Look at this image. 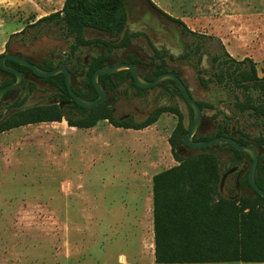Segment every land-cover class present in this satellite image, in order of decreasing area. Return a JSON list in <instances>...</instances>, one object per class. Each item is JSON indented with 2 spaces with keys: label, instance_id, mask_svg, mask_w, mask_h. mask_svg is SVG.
Instances as JSON below:
<instances>
[{
  "label": "rangeland",
  "instance_id": "374dc122",
  "mask_svg": "<svg viewBox=\"0 0 264 264\" xmlns=\"http://www.w3.org/2000/svg\"><path fill=\"white\" fill-rule=\"evenodd\" d=\"M152 1L172 17L182 16L188 22L191 15H207L199 20L212 26V39H205L203 50L182 59L194 36L183 34L178 24L146 0H125L126 29L133 32L142 24L150 26L155 31L151 39L174 58L170 64L178 69L193 98L209 104L202 113L210 126L200 133H210L213 123L224 119L235 136L241 130L250 143L264 138V118L235 108L229 90L215 84L201 86L195 68L198 56L201 67L208 70L214 64L212 56L225 50L235 60L254 62L258 76L263 77L264 0ZM63 2L0 0V54L7 48L27 55L65 54L71 39L61 35L55 24L39 22L60 11ZM135 41L145 55L153 53L144 36ZM78 53L83 57L86 52ZM166 87L151 88L145 99L130 100L137 114L134 120H141L157 105H178L187 126L186 102L172 84ZM129 109L119 105L116 114ZM177 120L166 112L140 130L107 121L90 130L77 129L61 120L0 133V264H158L154 261L152 177L178 164L168 141ZM229 154L227 150L218 153L221 173L230 166ZM234 179L235 174L226 176L221 195L235 194Z\"/></svg>",
  "mask_w": 264,
  "mask_h": 264
},
{
  "label": "trees",
  "instance_id": "16d2710c",
  "mask_svg": "<svg viewBox=\"0 0 264 264\" xmlns=\"http://www.w3.org/2000/svg\"><path fill=\"white\" fill-rule=\"evenodd\" d=\"M146 1L152 8L175 21L183 32L194 34L182 20L170 16L152 0ZM47 20L58 23L67 35L73 37L74 50L79 45L92 42L82 33L86 27L123 34L126 27L125 0H64L60 11L40 18L39 22ZM98 41L102 46L107 44L104 40ZM129 41V33L125 31L117 46H124ZM98 58L103 65L106 53L100 54ZM213 61L217 62L211 73L214 84L233 93L234 107L239 111H248L252 116L264 118V76H258L254 62L248 58L235 60L225 50L215 55ZM4 74L9 73L5 71ZM108 75L102 74L100 80ZM88 83L92 85L90 74ZM176 90L180 94L177 88ZM200 105L203 106L202 103ZM163 112H172L180 117L168 139L178 164L163 169L152 177L155 263H264V198L251 187L247 173L241 177L240 186L249 188L250 193L229 198L219 191L222 173L218 153L222 150L230 152V166L227 169L241 166L246 159L250 163L251 158L247 153L236 150L230 144L221 143L202 147L192 155L182 156L178 148L182 146L187 128L182 124L181 111L176 106H160L145 122L126 124L116 121L106 105L100 104L97 114L78 121L67 118V121L71 126L86 128L93 126L98 119L108 118L116 127L141 129L155 122ZM61 119L62 114L49 110H18L0 119V133L22 125ZM238 131L240 136L235 137L228 121L217 122L213 133L199 135L197 139L225 135L233 137L239 143H248L243 138L245 134ZM255 140L260 143L259 138ZM262 150L264 154V146ZM255 182L264 190V155L258 158Z\"/></svg>",
  "mask_w": 264,
  "mask_h": 264
},
{
  "label": "flooded vegetation",
  "instance_id": "af4514ba",
  "mask_svg": "<svg viewBox=\"0 0 264 264\" xmlns=\"http://www.w3.org/2000/svg\"><path fill=\"white\" fill-rule=\"evenodd\" d=\"M161 15L164 16L166 19L176 23L175 21L166 17L165 15L163 14ZM127 21H128V14L126 10V26H127ZM40 23L55 24L58 27L61 35H63L67 39L70 38L71 41L69 43L68 50L66 51L65 54H63L64 52H62L61 54L53 55L50 54L49 52L46 53L44 52L35 55H27L25 53H22L21 50L17 48H7L5 52L0 54L1 56L7 53L12 56L18 57L22 60L27 61L28 63H30V65L40 69L41 71L59 70L51 75H42L39 74L31 66L25 65L11 58H6L4 60L5 65L20 72L22 77L18 86L6 90L1 96L0 119L18 110L32 109L34 111L49 110L54 113H60L62 114L61 120H66V122L68 123L67 118L73 121H78L84 117H89L90 115L97 114L98 111L100 110V104H105L106 107L109 109L110 114L116 121L126 124H134V123L145 122L160 106H176L181 111V115H182L181 122L184 125V127L187 128L188 130V127L193 120V111L190 105L183 98V96H181L182 95L181 92L179 91L181 95L177 92L176 83L172 79H164L159 83H157L156 85L150 87H141L138 84H136L131 68L125 67V68H120L114 72L104 73L109 75L103 78V80H100V76L102 74L98 76V84L104 90L105 97L102 102L97 103L96 105L90 107L84 106L80 104L71 93L72 91L76 96L87 101H92L96 99L99 96V92L95 87L92 79L94 72L100 67L114 66L116 64L121 63V64H132L134 66L136 74L140 78L147 81L153 80L157 75L161 73H165V72L173 73L182 80V82L185 84L186 88L188 89L190 96L193 98L190 89L188 88L183 77L180 75L178 69L174 66L173 63L170 64V62H173L174 58L170 54H168L165 50H161L157 48L155 44V40L151 39V34L155 33V31L152 30L150 26L142 24L139 30L133 32H129L125 27L124 32L126 31L129 33L130 41L128 44H125L124 46H117V44L122 41L124 32L123 34L119 35L106 31H101L99 29H95L91 27H86L83 29L82 33L87 40H92V42L85 45H79L76 47V49L72 50L73 49L72 45H74L75 43L73 37L67 35L66 32H64L63 29L59 27L58 23H55L54 21H50V20L41 21ZM187 27L190 29L191 32H194V34L188 32L185 33L181 29L182 33L185 35H192L194 36L195 39H194V43L187 44L188 49L182 54L181 57L182 59L189 57L191 53L198 54V52L203 50V48L205 47V43H206L205 39H212V34L208 33L207 31L192 29L189 26ZM138 36H144L146 38L147 46L153 52L151 55H145L141 47L137 46L136 43L138 42L136 41L133 42L135 38H137ZM99 39L106 41L107 44L105 46H102L98 41ZM80 50L86 52L83 55V57H81L80 54L78 53ZM102 53H106V58L104 60L103 65H101V61L98 58ZM213 57L214 56H212V62H213ZM216 65L217 62H214L212 67L206 70L201 67V58L200 56H198L195 63V68L197 72L198 81L200 85L203 86L204 88H209L211 84H214L215 81H213V76L211 73L213 72V70H215L214 67ZM0 68H1L0 89L3 88L4 86L16 82L17 76L14 72L7 69H3L1 66ZM5 71H7L9 74L7 75L4 74ZM118 72L120 73L122 72V74H117ZM89 74L92 85L88 83ZM67 76L69 79V86L71 91L69 90V86L66 82ZM204 81H206V84H204ZM172 82H174V84ZM168 83L173 85V91L186 102L189 108L190 115H192V120L190 121V116H189L187 126L183 121V113L178 105H163V104L157 105L153 109H150L146 113L142 114V116H140L141 120H134L137 118L136 117L137 114H135V112L131 110L133 103L130 100L145 99L146 98L145 93L147 92V90L157 86H163L167 90L166 84ZM27 100L29 103H26ZM195 101L197 102V104L201 109V120L198 125L197 131L193 136V140H206V139H197V137L199 135L200 136L207 135L200 133L206 131L210 126L209 118L205 114H203L202 111L203 109H205V107H210V106L206 102L197 101V100ZM200 103H202L203 106H201ZM119 105L128 107L130 109L127 112L118 115L116 114V112ZM174 115L178 117L177 120L178 123L180 117L177 114ZM211 118L214 119L215 114H213ZM61 120L43 121V122H60ZM101 121H107L108 123L113 125L108 118H105V119H98L95 122V124L91 127L79 128L77 126H71V125L70 126L75 127L77 129H91L98 126ZM223 121L226 120L224 119L221 121L216 120L213 123L212 131L208 134L213 133V131L216 128L217 122L222 123ZM43 122H39V123H43ZM119 127H123V126H119ZM233 135L235 136V134ZM239 136L240 134L235 137H239ZM243 138L247 139L246 136H243ZM259 139H260V143H258L256 140L253 141V143H250L248 139H247L248 143H246V144H250L256 149L258 158L264 155L262 150V147L264 146V138H259ZM198 149L199 148L187 147L182 145L178 148V152L182 156H189L188 154L189 151L198 150ZM249 164L250 163L248 162V160H244L241 166L232 167L235 168V170L232 172V174H235L234 190H233L235 194L228 195L227 193V197L236 198L240 196L242 193H245V190L247 188L240 186V179L245 173L248 174ZM225 172L222 173V176ZM221 191H223V187L221 188Z\"/></svg>",
  "mask_w": 264,
  "mask_h": 264
},
{
  "label": "water",
  "instance_id": "95a60500",
  "mask_svg": "<svg viewBox=\"0 0 264 264\" xmlns=\"http://www.w3.org/2000/svg\"><path fill=\"white\" fill-rule=\"evenodd\" d=\"M6 58H11V59H14L20 63L31 66L39 74H42V75H51V74H54L57 71H59V70L41 71L40 69L30 65V63H28L27 61L5 53V54L0 56V66L3 69H7V70L14 72L17 76V80L15 83L4 86L3 88L0 89V98L6 90L12 89V88L18 86L20 81H21V77H22L20 72H18L17 70L10 68V67L5 65L4 60ZM125 67L131 68L136 84H138L141 87H150V86L156 85L157 83H159L160 81H162L164 79H172L176 83V86L179 89V91L181 92L183 98L190 105V107L192 108V111H193V120H192V123L188 127L186 135H184V137L182 138V145L187 146V147H193V148H202V147L214 146V145L221 144V143H227V144H230L231 146H233L236 150L243 151V152L247 153L251 158V162H250L249 167H248L249 183H250L251 187L264 198V190L260 189L255 182V169L257 166L258 155L256 153V149L253 146H251L250 144L239 143L234 138H232L230 136H225V135L214 136V137H211V138L206 139V140H193V136H194L195 132L197 131L198 125H199L200 120H201V109H200L199 105L197 104V102L190 96L188 89L186 88L185 84L175 74L170 73V72H165V73H161V74L157 75L153 80L147 81V80L140 78L136 74L134 66L132 64H121V63H119V64H116L114 66L100 67L94 72L93 78H92L94 85L99 92V96L92 101L83 100V99L79 98L78 96H76L71 91L70 86H69L68 76L66 78V82H67V84L69 86V90L73 94L74 98L80 104L87 106V107H90V106L96 105L97 103L102 102L104 97H105L104 90L98 84V76L100 74H104V73H108V72H114L120 68H125ZM234 170H235V168L228 169L223 174V176L221 177V180H220V185H219L220 190L223 187L224 180H225L226 176L229 173H232Z\"/></svg>",
  "mask_w": 264,
  "mask_h": 264
},
{
  "label": "crops",
  "instance_id": "0c3cea01",
  "mask_svg": "<svg viewBox=\"0 0 264 264\" xmlns=\"http://www.w3.org/2000/svg\"><path fill=\"white\" fill-rule=\"evenodd\" d=\"M163 11H165V10H163ZM257 13H260V11H258ZM262 14L264 15V10L262 11ZM179 18L181 20H183L186 24H188L189 27L192 28V29H197V30L207 31L208 33H212V26L209 25V23L205 24V23L201 22V20H199V19H202V18H207V15H195V16L191 15V16L188 17L190 23L182 16H180ZM191 22H193L194 24H192ZM87 130H90V129H87ZM138 130H140V129H138Z\"/></svg>",
  "mask_w": 264,
  "mask_h": 264
}]
</instances>
